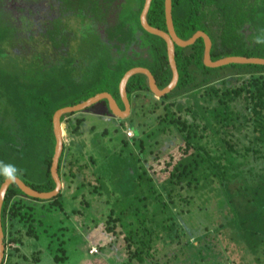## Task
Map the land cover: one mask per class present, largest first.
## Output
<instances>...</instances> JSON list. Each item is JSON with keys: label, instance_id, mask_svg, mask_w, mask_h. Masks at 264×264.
<instances>
[{"label": "trees", "instance_id": "trees-1", "mask_svg": "<svg viewBox=\"0 0 264 264\" xmlns=\"http://www.w3.org/2000/svg\"><path fill=\"white\" fill-rule=\"evenodd\" d=\"M255 27L264 39L261 33L264 21L260 27L257 24ZM231 31L232 28H225L226 33L220 36L222 48H230V51L213 56L212 61L228 56L264 58V44L256 43L257 34L253 46L244 48ZM201 60L199 50L194 60L195 66H199L198 74L184 71L177 86L163 96L165 101L155 102L151 108L153 114L158 107L162 110L157 120L159 137L179 140L178 156L168 153L164 158V168L160 170L164 179L156 184L152 174L143 169L145 164H140L149 163L154 153L147 150L152 146V131L140 133L133 126V137L129 140L121 137V147L115 156L107 158L99 174L95 173L96 182L100 180L101 184L92 186L90 192L102 195L105 181L111 196H116L107 215V230L113 232L117 225L121 227L128 264H152L169 245L182 243L183 227L179 216L190 214L189 206L196 202V197L204 198L203 204L210 203L214 197L222 213L217 225L211 218L203 225L205 230H212L197 237V241L215 238L218 244L232 247L234 253L247 254L255 264H264V66L231 64L209 69ZM170 77L168 72L159 89L168 85ZM59 108L46 110V123L37 129L47 135L34 136L37 147L45 151L41 155L42 177L37 173L38 164L33 155L22 158L11 153L6 162L0 163V170L11 165L18 171L20 165L25 164L38 180L29 182L18 177L38 192H50L55 188L49 171L55 144L51 118ZM163 152L158 149L154 158L162 157ZM140 156H144L143 159ZM90 159L96 161V158ZM91 160L76 148H65L58 161L60 179L67 180L70 175L72 180L80 178L83 182V170L78 163L85 166ZM257 161H263L259 170L254 164ZM75 164L79 166L75 167L76 173L66 172ZM124 173L127 177L122 176ZM4 179L0 174V185ZM87 185L91 184H82L83 187ZM60 195L61 191L47 201L56 203ZM22 197L18 187L11 184L1 210L5 247L7 242L16 247L23 245L21 232H8L7 224L13 227L16 222L21 223L25 236L37 237L32 216L23 212ZM38 261L36 256L34 262ZM55 261L64 262L61 257H56Z\"/></svg>", "mask_w": 264, "mask_h": 264}, {"label": "flooded vegetation", "instance_id": "flooded-vegetation-1", "mask_svg": "<svg viewBox=\"0 0 264 264\" xmlns=\"http://www.w3.org/2000/svg\"><path fill=\"white\" fill-rule=\"evenodd\" d=\"M263 21V0H0V163L11 153L22 158L33 155L36 162L45 153L34 141L35 135H47L37 131L46 123L47 105L41 101L49 93L38 82L40 74L48 73L54 82L64 79L73 97L66 107L82 105L106 93L125 114H114L110 100L102 98L61 115L62 151L75 149L66 146L64 139L81 137L86 130L83 123L135 122L138 108H152L153 103L165 101L151 92L146 75L137 73L126 82V112L119 84L125 73L135 68L148 70L158 88L168 72L171 81L168 41L178 84L184 71L198 74L194 60L199 50L202 65L212 69L204 64L205 41L200 33L210 42L212 62L213 56L230 51L221 45L225 28H232L244 48H251L259 35L255 26L260 27ZM196 34L190 45L175 42L190 40ZM7 62L24 67L27 73L22 72L21 80H16L13 70L5 67ZM99 86H103L102 91H98ZM13 88L20 92L19 100L9 91ZM89 88L93 91L88 92ZM25 98L30 103H23ZM91 128L86 131L93 132Z\"/></svg>", "mask_w": 264, "mask_h": 264}, {"label": "rangeland", "instance_id": "rangeland-1", "mask_svg": "<svg viewBox=\"0 0 264 264\" xmlns=\"http://www.w3.org/2000/svg\"><path fill=\"white\" fill-rule=\"evenodd\" d=\"M5 67L8 68L7 70H13L11 74L14 75L13 78L16 80H21L22 72L27 73L24 67L14 62H7ZM49 76L51 75H48V73L40 74L38 80L42 88L49 92L47 97L41 101L47 105L45 110L66 107L65 105L73 100V97L68 94L67 84L64 83L62 77L56 78L54 82ZM98 89V91H102L103 86H99ZM9 91L11 94L13 92V96L18 100L20 99L21 94L19 91L14 88ZM87 91L92 92L93 90L89 88ZM23 103L30 102H27L25 98ZM138 109L136 116L138 120H135V122L114 120L113 123L105 121L92 124L83 123V128H86V130L93 125L91 128L93 132L85 130L81 137H66L64 139L66 146L77 148L87 156V159L96 158V161L94 162L93 159L90 164L88 162L85 166L82 162L78 163L83 170V175H81L84 178L83 182L80 181V178L72 180L70 175L67 180L61 177V195L56 203L47 200L37 202L24 197L21 198L23 199V212L32 216V223L36 229L37 237L25 236V227L21 223L16 222L13 227L7 224L6 229L8 232H21L23 245L16 247L14 243L7 242L4 264H61L55 261L56 257L63 258V264H128L121 227L117 225L113 232L107 230V215L116 196H111L105 181L102 195H98L95 191L92 193L90 189L92 186L95 187L101 184L100 180L96 182V175L99 174L100 166L106 163L107 158L110 159L115 156L116 151L121 147V137L127 140L133 137L131 126L133 128L137 127L140 133L143 131L151 133L152 131V146L147 150L149 149L154 153L158 149L164 151L162 157L159 155L157 158H154L155 155L152 153L151 160L147 164L140 162L141 165L145 164L143 169L152 174L156 184L164 179L163 174L160 173V170L164 168V158L168 157V153L177 157L176 148L179 144V140H175L173 137H170V139L164 137V140L159 137L157 120L162 114L160 107L154 111V114L148 112L151 109L150 106H143L142 109ZM142 136L144 137L145 134H142ZM241 141L245 142L244 140ZM142 157L140 156L141 159H143ZM41 160L42 157H38L36 170L42 177ZM254 164L259 170L260 166L263 165V161H257ZM78 165H72V170L67 169L66 172L76 173L75 167H79ZM149 165L151 167L147 169ZM91 171L94 172V175L90 174ZM19 172V176L29 182L38 180V177L35 180V175L31 173L25 164L23 166V163L20 165ZM122 176L127 177V174L124 173ZM81 182L82 184L89 183L91 185H87L89 188L83 187ZM195 200L196 202L194 201L195 203L189 206L191 209L190 214L179 216V222L183 227V232H181L183 233L181 236L182 243L169 245L152 264H255L249 255L244 254L243 256L242 253H234L232 247H226V243L218 244L215 238L208 237L205 240H196L197 237L203 236V234L212 230L209 228L206 231L203 225H206L210 218L217 225L222 219V213L219 211L217 200L214 197L210 203L205 204H203L204 198L199 199L196 197ZM117 214L118 210L115 216ZM206 240L207 243H205ZM14 249H16V252H14ZM36 256L39 258L38 262H34ZM225 257L227 260L224 259Z\"/></svg>", "mask_w": 264, "mask_h": 264}, {"label": "water", "instance_id": "water-1", "mask_svg": "<svg viewBox=\"0 0 264 264\" xmlns=\"http://www.w3.org/2000/svg\"><path fill=\"white\" fill-rule=\"evenodd\" d=\"M170 33L173 34L172 28L170 27ZM155 32L156 31H153ZM158 34H161L158 32ZM200 36L204 38L205 41V52H204V64L207 67L211 68H218L226 65H231V64H249V65H261L264 66V59L263 58H253V57H243V56H231V57H225L216 61H210L209 58V47H210V42L207 38V36L203 33H200ZM198 37V34L194 35L192 39L187 40V41H179L175 39V42L179 46H187L193 43V41ZM168 56H169V62L172 68V78L169 84L164 87L163 89H159L156 86L155 80L150 74V72L146 69L143 68H135L127 73L122 77L120 84H119V92L120 96L124 102L126 112L129 110V105L126 99V92H125V87H126V82L128 78L134 74L140 73L144 74L147 77L148 80V87L151 90V92L154 94L155 97L161 98L168 93H170L176 86L177 81H178V74L176 71V67L174 64L173 60V48L172 44L170 41H168ZM102 98H108L110 100V109L113 111L114 114L122 117L123 113L120 112L118 107L115 105L111 97L106 94V93H101L96 95L94 98L89 99L82 105H77L74 107H64L60 108L57 111H55L53 115V130H54V135H55V147H54V152L52 155L51 159V164H50V175L51 178L55 184V188L50 191V192H38L36 190H33L31 187H29L27 184H25L21 179L17 178L14 182H9L8 180H4L1 185H0V264H4L5 258H6V250H5V245H4V235H3V230H2V224H1V209H2V204L6 195V192L11 184H15L18 189L21 191L22 195L24 198H32V199H37V200H50L52 198H55L61 188H62V183L58 174V161L60 158V155L62 153L63 149V141H62V125L60 124V117L61 115L71 112V111H77L81 110L84 107L89 106L90 104L102 99Z\"/></svg>", "mask_w": 264, "mask_h": 264}, {"label": "clouds", "instance_id": "clouds-1", "mask_svg": "<svg viewBox=\"0 0 264 264\" xmlns=\"http://www.w3.org/2000/svg\"><path fill=\"white\" fill-rule=\"evenodd\" d=\"M261 33H264V30L261 31ZM256 43L257 44H264V39L261 38L260 35L257 36L256 38ZM0 174H3L9 182H14L20 172L14 167V166H5L2 170H0Z\"/></svg>", "mask_w": 264, "mask_h": 264}]
</instances>
